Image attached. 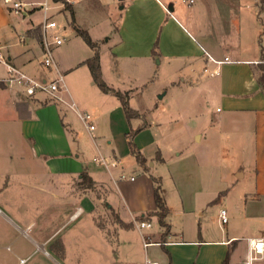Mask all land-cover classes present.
<instances>
[{"label": "crops", "instance_id": "crops-1", "mask_svg": "<svg viewBox=\"0 0 264 264\" xmlns=\"http://www.w3.org/2000/svg\"><path fill=\"white\" fill-rule=\"evenodd\" d=\"M87 1H91L92 6L105 5L104 7L111 9L107 31L110 35L107 36L106 42L113 54L116 67L111 73L114 79L109 83L105 81L116 90L130 92L120 89L117 83L124 75L119 61L123 58L144 73L155 70L154 61L158 58L159 63H165L166 69L174 68L176 72L184 73V76L193 77L196 80L195 85L200 87L199 92L204 97H214L216 100V104L213 99L211 100L212 113L216 117L212 118L213 123L209 126L212 128L209 129L218 131V135H223L225 138L235 139L241 155L252 157L251 168L247 170L244 166H240L236 171L239 177L249 175L252 180L249 189L243 190L244 199L247 204L248 201L264 200V89L257 77L260 68L264 67V0H119L113 4H104L101 0H93V3L92 0ZM69 2L71 3V0ZM64 10L74 15L73 3L71 10ZM72 23L74 28L88 31L97 43L98 51L101 50L100 39L94 38L91 31L82 27L74 16ZM37 26H41V29L29 31ZM42 36V21L32 22L20 37L21 42L15 43V45L20 43L21 46H15L16 48L8 50L6 56L3 55L10 63L35 78L49 79L52 77L51 71L47 68L45 71H39L33 62L35 54L29 55L31 47L38 48L39 52L44 54ZM27 37L30 43H25ZM61 45L54 46L57 56ZM3 46H0L1 52ZM93 50L95 53V49ZM226 57L229 59L226 60ZM84 60L86 59H76L68 67L59 65L64 74L66 87L61 95L67 100H74V96L87 98L86 102L80 99V104L82 110L93 114V123L97 125L93 129L96 132L92 133L97 152L101 153V145L96 143L100 136L108 138L107 142L111 145L110 136L124 135L123 146L116 144L105 148L111 162L120 160L124 155L131 153L126 137L130 126L120 99L115 93L99 90L90 70L88 84L93 86H89V89L83 87L79 92L74 84L71 83L72 89L67 85L65 73L70 74L86 66L80 65ZM2 64L5 66V73L0 75V78L6 76L7 71L6 65ZM101 70L104 76L102 63ZM186 80L184 77L180 83L175 80L173 83L185 84ZM94 86H97L98 90ZM0 100L8 101L12 105L0 133L3 131L5 134H11L20 141V150L7 155V158L17 163L16 168H0V174L6 176V182L0 184V221L16 232L12 241H9V238L5 241L0 235V247L5 246L10 250L11 242H16L14 256L18 263L15 261L12 264H28L32 261L33 251L45 254L47 258L52 257L51 252L54 254L58 252L57 237L63 239L67 251L70 239L68 241L66 239L68 236L66 230L70 221L77 220L85 210L92 216L96 213L104 217L103 219L111 220L110 217L114 216L119 221L124 220L119 205L115 204L114 200L109 201L112 197L111 184L97 177L103 170H98L96 166L105 167L108 171L104 170L105 175L109 173L110 180L117 187L124 170L116 169L118 176L114 177L110 167L107 168L98 162L99 164L91 168L88 162L83 160L85 148L79 143V132L70 112L73 111L76 115L77 113L71 107L44 93L27 95L21 87L13 88L2 81H0ZM139 113L141 114L140 111ZM139 120H145V116L141 114L134 123L135 127L141 124ZM145 123L146 126L135 135L134 140L137 148L147 159L149 168L154 162L151 161L153 157L146 154L145 148L152 139L145 135L150 133L153 125L146 120ZM216 124L222 127L219 129ZM195 136L198 140L202 138L201 132H196ZM71 139L77 142L76 146H72ZM224 149L229 150V146H224ZM158 161L164 162L165 159L160 156ZM193 165L196 178L191 185L201 194L202 200L199 203L201 207H197L198 211L195 207H186V195L181 192L182 209L175 212L186 216L196 210L198 218L200 216V220L203 221L205 213L201 209L202 205H210L216 202L214 199L218 197H214V191L207 195V192L205 193L210 189L209 184L214 179L215 172L208 167L209 165H200L198 160ZM139 168L143 170L144 176L150 174L149 169L144 170L140 166ZM139 168L136 167L135 170ZM82 172L92 177L96 188L101 190V195L93 196L88 192L92 187L82 188L83 186L80 185L78 189L80 194L73 197L72 179L76 177L80 184ZM65 175L68 178L63 177V181L57 184L56 178ZM176 176L175 174L171 178L176 187L181 189L180 181ZM156 177L161 178V176ZM143 179L135 182L130 190L135 198V208L137 209L138 206L137 210L142 212L139 215L141 218L156 209L155 183ZM133 180H136L135 176ZM66 188V192L60 191ZM163 189L168 206L166 221L170 224V233L165 238L162 234L159 236L156 233H144L148 239H153L150 244L145 245L146 248L153 244L160 245L166 255L167 264H223L227 257L226 264H241L238 260L240 256L246 258L248 238L254 236L248 235L247 242L242 245L241 237L235 231L221 227L220 234H212L209 227L206 229L200 227L198 234L194 231L185 238V231L179 232L175 222L169 218L171 209L168 191L164 187ZM224 192L219 193V200ZM73 204L76 206L74 213ZM216 205H219V210L224 208L222 202ZM153 216L156 215L150 217ZM141 218V221L151 223V218L146 220ZM135 220L133 217L130 222L133 223ZM192 221L195 225L194 218ZM135 225L139 227L138 223ZM62 228L66 229L64 234L61 233ZM90 228L92 231L99 229L96 225ZM22 250L23 253L30 254L20 256ZM21 259L24 261L21 262Z\"/></svg>", "mask_w": 264, "mask_h": 264}, {"label": "rangeland", "instance_id": "rangeland-1", "mask_svg": "<svg viewBox=\"0 0 264 264\" xmlns=\"http://www.w3.org/2000/svg\"><path fill=\"white\" fill-rule=\"evenodd\" d=\"M23 1L28 2L26 13H24V10L16 13L7 7L3 0H0V46H5L1 48L5 56L8 50L16 48L15 46H21L19 45L20 43L18 45H15V43L21 42L20 37L24 35L25 30L32 25V22L42 21L43 23L47 16L57 21L58 24L54 30L50 31V36L53 35L52 33H57L64 38V43L60 46L59 55H56L60 66L68 67L76 59L83 60L93 56V48L85 42L74 28L72 23L74 16L82 27L91 31L94 38L100 39L101 50L99 53L104 73L103 78L108 83L114 79L111 73H113L116 63L106 42L107 36L110 35L107 31L109 29L108 16L111 9L104 7L105 5L103 7L92 6L91 1L87 0H71L75 9L74 15H72L71 12L64 10V5L54 3L52 0H47L50 6H53L48 11L41 7L45 0ZM101 1L104 4L119 2V0ZM30 42L27 37L25 43ZM10 44H13L12 47L9 46ZM30 51L29 55L35 54L33 62L38 70L45 71L46 67L42 64L44 54L42 55L39 49L34 47L33 49L31 47ZM119 61L124 71L123 77L117 81L120 89L130 90L131 106L140 111L145 116V120L153 125L150 133L148 132L145 135L152 139L149 146L145 148L146 154L153 157L151 161L154 162V165L149 166L148 170L151 175L144 176L143 170L139 168L135 156L128 153L120 158V164L117 167L110 166L114 177L118 176L115 172L116 169L124 170L126 175V177L119 180L118 187L115 186L110 180L111 175L109 173L105 175V172H108L105 167L99 168L96 166L99 163L94 160V157L102 155L106 162L110 164L111 160L106 149L116 144L123 146L125 144L124 135L110 136V139H112L111 145L107 142L108 138H103V135L100 136L101 138L96 140L97 145H101V153H99L92 137V133L96 132V130L89 131L83 121L73 111L70 113L79 132V143L85 148L83 160L88 162L91 168L96 166L98 170H103L97 177L111 184L112 197L109 198V201L114 200L115 204L119 205L121 217L125 220L123 222L129 223L131 226L123 225L114 216L110 217L111 220H107L96 213L92 216L89 211L85 210L77 220L70 221L67 230L61 229L63 234L65 230L67 231V241L70 239L67 251L63 239L57 237L58 252L56 254L51 252L52 257L47 258L45 254L33 251L31 255L33 257L32 261L28 262V264H36V262H39V264H144L147 256L158 260L161 264H167L166 255L160 245L153 244L147 248L144 245V241L151 242L153 240L148 239V236L144 233H156L160 236L165 228L159 224L157 216L151 218V215L147 213V216L141 218L139 215L142 212L137 210L139 209L138 206L137 209L135 208V198L130 193L134 183L144 180L143 178H146L149 183L151 180L154 182L152 175L161 176L162 185L168 191L169 196L171 209L169 218L175 222L179 232L185 231V238L189 237L191 232L194 231L198 234L200 227L205 229L209 227V231L212 234H220L222 232L221 227L224 229L228 228L230 231H235L239 234L242 245L247 242L246 237L248 235L264 236V200L261 202L248 201L247 204L243 190L249 189L252 185L251 177L249 175L245 177L236 175V171L240 166H244L247 170L252 167V157L241 155L235 139L225 138L223 135H218V131L209 129L212 128L209 127L213 123L212 118L216 117L211 109V100L213 99L214 104H216L215 98L204 97L199 92L200 87L195 85L196 80L193 77L184 76V73L176 72L174 68L166 69L165 63H159L158 58L154 61L156 63L155 70L150 73L139 71L125 58ZM4 73L5 66L0 62V75ZM67 73H65V76L69 89H72V84L75 85L79 92L83 87L89 89V86H93L88 84L90 72L87 66H83L70 74ZM50 75L54 76L52 72ZM184 77L185 80L188 77L189 79L186 80L185 84L182 82L180 84L182 86L173 83L174 80L180 83ZM94 88L98 90L97 86H94ZM74 98L82 111L80 99L86 102L87 98H79L77 96H74ZM11 109V103L0 100V130H2L1 127L4 128L5 117L8 112H11ZM145 120H139V122L142 123ZM216 125L219 129L222 127L221 125ZM196 132H201L202 138L200 140L196 138ZM71 141L72 146H76L77 142L74 139H71ZM19 145L20 141L16 140L13 135L5 134L3 131L0 133V168H16L17 163L14 160H10L9 157L7 158V155L19 151ZM224 146H229V150L224 149ZM178 152L181 154L177 155ZM160 156L164 157V162L158 161ZM196 160L199 161L200 165H209L208 167L215 172V177L209 184L210 189L205 191V193L207 192L206 195L214 191V197H216L221 191H225L221 195L220 202L216 201L210 205H202L201 209L205 213L203 221L197 215V207H201L199 205L202 200L201 194L197 193L198 191L193 189V185H191L196 178L195 173H193L195 169L193 163ZM148 163L149 165L151 164L150 161ZM136 167L139 170H135ZM175 174L180 181L181 189L176 187L171 178ZM131 175L135 176L136 180H131ZM63 177L64 179L68 178L66 175L57 177V184L63 181ZM5 178L6 176L3 173L0 174V184L6 182ZM72 183L74 197L80 194L78 190L80 189V184L76 177L72 179ZM96 187L94 185L88 190L93 196L101 195V190ZM151 188L153 187L151 186ZM60 191L66 192L67 188ZM181 192L186 195V207H195L197 211L195 210L186 216L175 212L178 209H182ZM221 202L228 215V222L226 223L221 221L219 216L221 209L219 210V205H216V203L219 204ZM75 204L72 206L73 213L76 209ZM77 209L79 210V207ZM191 211L193 210L191 209ZM133 217L136 219L134 222L138 224H140V218L142 220L151 218L152 224L147 227H137L134 222H130ZM192 218L196 221V227H194ZM94 225L98 226L99 229L92 231L90 227ZM8 229L9 227L7 225L4 226L0 221L1 238L5 241L9 238V241H12L16 232L12 228ZM10 234L11 236H9ZM11 243L10 250L5 246L0 247V264H12L15 261V263H18L17 258L14 256L17 244L16 242ZM23 252L24 250L20 251V256L30 254L29 252ZM245 259L244 256H240L238 262L244 264ZM255 264H264V256L262 259L255 261Z\"/></svg>", "mask_w": 264, "mask_h": 264}, {"label": "built area", "instance_id": "built-area-1", "mask_svg": "<svg viewBox=\"0 0 264 264\" xmlns=\"http://www.w3.org/2000/svg\"><path fill=\"white\" fill-rule=\"evenodd\" d=\"M3 1L10 9L15 11L16 13L21 12L22 10H24V13L27 12L26 6L28 5V2H25L23 0ZM60 4L63 5V3ZM41 7L45 11H48L53 6H50L48 1L45 0ZM57 25V21L48 18V16L43 20L42 23V39L44 46V58L42 63L43 66H45L54 74L53 77L49 79H37L26 71L10 63L0 51V61L4 63L7 67L6 76L0 78V81L5 82L11 87H21L23 89V92L27 95L34 96L38 93H44L53 99H57L66 103L77 113V115L83 121L85 126L89 130H93L95 128V124L93 123L92 114L84 110L81 111L77 103L73 99L67 100L61 95V92L66 90L65 78L63 71L59 67V63L54 52V46L61 45L64 42V39L58 34L50 36L49 33V31L53 28H56ZM228 59L229 58L226 57V60ZM94 159L106 166L107 168L110 166L115 167L120 164V160L117 159L113 160L110 164H108L102 155L99 157H95ZM120 177L123 178L126 177V175L122 174ZM130 179L133 180L134 176L130 177ZM220 218L223 223H226L228 221L227 211L224 208L220 210ZM150 225V222L141 221L139 227L142 228ZM148 244H150V242H144V245ZM263 256L264 236H254L248 238V252L244 264H255V261L262 259ZM23 261L24 259H21V262ZM144 264H160V262L158 260L146 257Z\"/></svg>", "mask_w": 264, "mask_h": 264}, {"label": "trees", "instance_id": "trees-1", "mask_svg": "<svg viewBox=\"0 0 264 264\" xmlns=\"http://www.w3.org/2000/svg\"><path fill=\"white\" fill-rule=\"evenodd\" d=\"M54 3H63L64 9H70L71 10V3L69 0H52ZM40 30L41 26L34 27L32 29H29V31ZM77 33L83 37L85 42L95 49V53L93 56L87 58L86 60L82 61L80 65H86L91 75L97 84V86L101 89V91L105 93H115V95L120 99L122 107L124 109V112L126 114L127 120L129 122L130 130L127 132L126 137L128 139V145L130 148V152L135 156L136 161L140 167H142L144 170H148L147 165V159L145 156L140 152V150L137 148V145L135 143L134 137L135 135L146 126L145 122H142L138 126L135 127V121L141 117V114L139 111L135 108H133L130 105L129 101V92H122L120 90H116L111 85H109L105 79L102 76V70H101V63H100V55L97 48V43L92 39L91 35L88 31L84 29H80L78 27L75 28ZM258 81L262 88L264 89V67L262 66L260 68V72L258 74ZM152 179L155 183L154 186V198L156 203V209L154 211H150L149 215H156L159 221V224L165 228V230L162 233L163 238H165L170 233V224L166 221V217L168 215V206L166 204L165 196H164V189L162 187V182L160 177L152 176ZM80 185L83 187H93L94 186V180L92 177L87 174L86 172H82V178L80 181ZM218 195L217 198L214 199V201L219 200ZM121 221V220H120ZM123 225L125 226H131V224L123 222ZM129 226V227H130ZM228 262V257L225 259V262L223 264H226Z\"/></svg>", "mask_w": 264, "mask_h": 264}, {"label": "water", "instance_id": "water-1", "mask_svg": "<svg viewBox=\"0 0 264 264\" xmlns=\"http://www.w3.org/2000/svg\"><path fill=\"white\" fill-rule=\"evenodd\" d=\"M169 10H171V8Z\"/></svg>", "mask_w": 264, "mask_h": 264}]
</instances>
